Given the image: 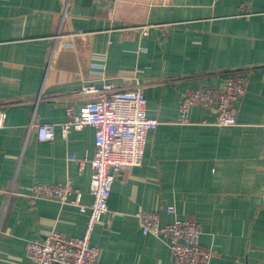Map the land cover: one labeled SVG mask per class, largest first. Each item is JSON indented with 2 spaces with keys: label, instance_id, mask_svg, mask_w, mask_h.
<instances>
[{
  "label": "crops",
  "instance_id": "0c3cea01",
  "mask_svg": "<svg viewBox=\"0 0 264 264\" xmlns=\"http://www.w3.org/2000/svg\"><path fill=\"white\" fill-rule=\"evenodd\" d=\"M235 69L248 77L236 125L204 106L179 122L185 92L219 89ZM106 85L142 88L159 125L141 166L113 183L91 238L98 261L174 264L167 239L139 229L146 210L199 223L211 264H264V0H0V188L16 192L0 193V264H31L28 242L53 231L83 237L77 204L26 194L71 181L91 205L95 128L64 138L61 125L98 99L84 87ZM38 123L56 125L54 141L38 140Z\"/></svg>",
  "mask_w": 264,
  "mask_h": 264
},
{
  "label": "built area",
  "instance_id": "2783aa9c",
  "mask_svg": "<svg viewBox=\"0 0 264 264\" xmlns=\"http://www.w3.org/2000/svg\"><path fill=\"white\" fill-rule=\"evenodd\" d=\"M68 10L65 6L63 18ZM224 85L219 88L192 89L182 95L179 122L189 121V111L194 106L214 107L216 123L220 126L237 124V103L246 95L248 77L242 69L227 73ZM112 85L103 90L94 86L84 87L82 93L97 95L98 99L84 105L79 113L72 107L67 109V121L61 125L62 136L67 138L71 131H80L85 126L95 128L94 156L90 160L92 178L91 205L81 204V193L71 181L63 184H34L28 188L27 196L36 199L57 200L61 204L74 202L82 213H88L83 237L68 238L53 231L45 237L31 240L27 244V257L31 264H102L98 261V249L91 245L96 225L108 212V199L113 183L121 172H129L142 164L147 137L159 125L158 119L147 115V100L142 88L109 94ZM5 118L0 113V125ZM36 135L41 142H52L56 138V125L38 123ZM75 160V157H71ZM7 195L13 190H2ZM75 200H72V197ZM168 213L175 214L174 207ZM138 227L144 235L167 239L174 264H211L213 251L201 245L203 229L194 221L174 219L162 224L160 213L140 210L136 213Z\"/></svg>",
  "mask_w": 264,
  "mask_h": 264
}]
</instances>
